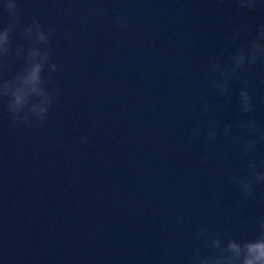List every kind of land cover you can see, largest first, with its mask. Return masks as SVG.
<instances>
[{"label":"water","instance_id":"water-1","mask_svg":"<svg viewBox=\"0 0 264 264\" xmlns=\"http://www.w3.org/2000/svg\"><path fill=\"white\" fill-rule=\"evenodd\" d=\"M95 6L106 14L91 15ZM20 8L23 23L38 16L56 28L53 75L63 94L31 130L12 126L0 102V264H187L205 247L201 226L256 235L264 204L241 203L226 179L248 158L222 131L206 135L212 122L243 118L242 85L234 78L230 98L216 94L206 62L228 48L235 28L264 24V8L235 0H20ZM116 13L123 27L112 23ZM20 66L10 61L9 74ZM252 72L248 115L264 123L256 83L264 63ZM197 131L204 135L194 141Z\"/></svg>","mask_w":264,"mask_h":264},{"label":"clouds","instance_id":"clouds-1","mask_svg":"<svg viewBox=\"0 0 264 264\" xmlns=\"http://www.w3.org/2000/svg\"><path fill=\"white\" fill-rule=\"evenodd\" d=\"M242 9L256 10L264 8V0H235ZM4 10L8 13V22L0 27V102L6 104L4 115L12 126H23L27 130L39 127L49 119L50 111L63 94L62 85L53 75L60 64L53 58L52 38L56 35L55 27L46 28L38 16L23 23L20 0H4ZM93 16L105 13L99 6L91 8ZM106 14V13H105ZM112 23L123 27L125 17L116 13ZM26 43H16L14 34ZM245 34L251 35L246 43H240ZM228 48L212 56L206 62V72L212 75L213 88L218 95L231 96L232 81L237 79L242 87L236 97L242 119L238 122H212L206 130L208 139H215L220 132L231 137L237 146L241 158L247 157V163L229 175L227 183L236 186L241 203L247 200L264 204V194L257 196L256 188L264 185V156H258L259 144L264 142V123L253 116L254 95L249 85L252 83L253 68L258 62L264 63V24L258 28L239 26L227 36ZM234 47V50L232 48ZM17 61L20 68L9 74V62ZM264 86V74L257 80ZM207 106L204 112H211ZM244 129L246 135H234L233 129ZM203 132L197 131L193 140L198 141ZM88 136L81 137L86 143ZM231 155V149L222 153L223 158ZM190 217H181L184 223ZM236 222V221H233ZM256 235L252 238L239 236L225 237L212 232L205 225L198 228L197 238H203L205 247L194 249L187 264H264V215L256 218Z\"/></svg>","mask_w":264,"mask_h":264}]
</instances>
